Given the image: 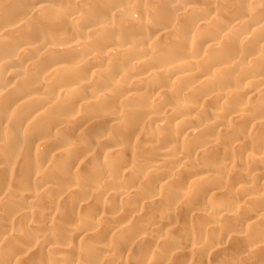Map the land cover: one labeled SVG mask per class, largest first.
<instances>
[{
	"label": "bare ground",
	"instance_id": "bare-ground-1",
	"mask_svg": "<svg viewBox=\"0 0 264 264\" xmlns=\"http://www.w3.org/2000/svg\"><path fill=\"white\" fill-rule=\"evenodd\" d=\"M0 264H264V0H0Z\"/></svg>",
	"mask_w": 264,
	"mask_h": 264
}]
</instances>
